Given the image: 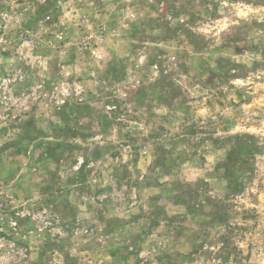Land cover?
<instances>
[{"label":"rangeland","instance_id":"1","mask_svg":"<svg viewBox=\"0 0 264 264\" xmlns=\"http://www.w3.org/2000/svg\"><path fill=\"white\" fill-rule=\"evenodd\" d=\"M0 264H264V0H0Z\"/></svg>","mask_w":264,"mask_h":264}]
</instances>
